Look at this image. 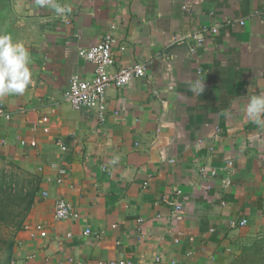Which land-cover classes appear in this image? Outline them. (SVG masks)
I'll return each mask as SVG.
<instances>
[{"label": "crops", "instance_id": "1", "mask_svg": "<svg viewBox=\"0 0 264 264\" xmlns=\"http://www.w3.org/2000/svg\"><path fill=\"white\" fill-rule=\"evenodd\" d=\"M55 2L70 12L0 0V34L24 43L32 73L23 94L0 96L11 113L0 116V156L38 185L12 264L229 262L247 238L264 234V128L245 111L250 97L264 95V0ZM216 23L192 53L193 34ZM108 33L118 40L113 70L142 63L147 73L108 87L100 122L64 91L72 75L94 77L78 50ZM24 137L38 146L22 145ZM58 199L79 217L56 218ZM37 224L46 235H33Z\"/></svg>", "mask_w": 264, "mask_h": 264}, {"label": "built area", "instance_id": "2", "mask_svg": "<svg viewBox=\"0 0 264 264\" xmlns=\"http://www.w3.org/2000/svg\"><path fill=\"white\" fill-rule=\"evenodd\" d=\"M244 24V21L241 22ZM115 28V26H113ZM205 30L217 33L219 30L218 24H214L211 28L205 27L204 30L198 31L193 34V39L196 45L191 47V52L195 53L197 45H201L205 42ZM117 38L113 33H108L103 36L102 40L90 47L80 48L78 50L79 55L91 61L95 66V75L91 80H85L79 75H72L69 79L68 86L64 91V98L75 109L92 108L98 113L100 122H105L107 118V89L109 86L125 87L129 85L136 78L146 75V66L142 63H132L122 66L118 70H113L116 62V55L114 53V46L117 43ZM125 49L124 46L121 50ZM0 116H4L6 119H11V113L0 104ZM39 123L42 125L44 132L50 131V118L48 116H42L39 119ZM21 144L24 146L37 147L38 142L33 137H24L21 139ZM65 148V146L63 147ZM229 164H233L229 162ZM202 173H206L208 169L206 167L201 168ZM215 174V170L211 171ZM46 195L45 192H43ZM178 197L182 194V190L178 189ZM174 203V215L176 219L182 220L184 218V208L180 200H176ZM54 215L58 219H72L78 218L79 212L75 207L65 199H58L55 203ZM248 223L247 219H241L239 221H232V227L244 226ZM24 228H28L25 224ZM46 229L42 224H37L33 235L40 234L46 235ZM93 233L91 228H87L86 234ZM97 237L101 234L95 232ZM124 264L125 261H121ZM176 264V263H172Z\"/></svg>", "mask_w": 264, "mask_h": 264}, {"label": "clouds", "instance_id": "3", "mask_svg": "<svg viewBox=\"0 0 264 264\" xmlns=\"http://www.w3.org/2000/svg\"><path fill=\"white\" fill-rule=\"evenodd\" d=\"M41 7L50 6L59 15L70 12L66 5L55 0H36ZM30 54L24 43L13 40L10 34H0V96L23 94L31 83ZM204 85L197 82L192 91L201 93ZM246 114L250 121L264 128V95L249 98Z\"/></svg>", "mask_w": 264, "mask_h": 264}, {"label": "trees", "instance_id": "4", "mask_svg": "<svg viewBox=\"0 0 264 264\" xmlns=\"http://www.w3.org/2000/svg\"><path fill=\"white\" fill-rule=\"evenodd\" d=\"M24 182L25 179L22 181V187L17 191L16 184L10 185L6 176L0 175V198L3 196L0 201V264H12L16 246L15 233L24 228L26 219L36 203L38 185L29 192ZM9 229L14 230V234H4V230ZM258 252L261 254V259L250 264H264V245L258 247Z\"/></svg>", "mask_w": 264, "mask_h": 264}, {"label": "rangeland", "instance_id": "5", "mask_svg": "<svg viewBox=\"0 0 264 264\" xmlns=\"http://www.w3.org/2000/svg\"><path fill=\"white\" fill-rule=\"evenodd\" d=\"M0 175H5L10 185L18 186L17 191L22 187V181L25 179V187L27 191H31L36 188L37 181H35V175L28 171L26 168L14 165L10 160H7L0 156ZM32 180V181H31ZM12 181V182H11ZM24 187V192H26ZM3 196H1V199ZM28 218V217H27ZM27 220V219H26ZM22 230V229H21ZM17 231L15 234V239L17 242L18 233L21 231ZM14 230H4V234L10 233V235L14 234ZM264 245V234H259L256 236H251L247 238L242 245L239 246L238 253L227 263L225 264H250L252 261L257 262L261 259V254L258 252V247H262ZM238 260V261H236Z\"/></svg>", "mask_w": 264, "mask_h": 264}]
</instances>
